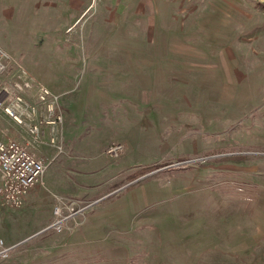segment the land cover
<instances>
[{
	"label": "rangeland",
	"instance_id": "374dc122",
	"mask_svg": "<svg viewBox=\"0 0 264 264\" xmlns=\"http://www.w3.org/2000/svg\"><path fill=\"white\" fill-rule=\"evenodd\" d=\"M0 58L61 115L0 108L45 162L0 264H264V0H0Z\"/></svg>",
	"mask_w": 264,
	"mask_h": 264
},
{
	"label": "built area",
	"instance_id": "2783aa9c",
	"mask_svg": "<svg viewBox=\"0 0 264 264\" xmlns=\"http://www.w3.org/2000/svg\"><path fill=\"white\" fill-rule=\"evenodd\" d=\"M7 61L0 58V73L7 70ZM24 73V72H23ZM15 82L12 89L3 86L0 88V108L11 116L17 123L25 124L24 117L33 118L38 110L36 103H31L25 97V91L36 87V98L43 103L46 110L45 122L54 126L61 120V115L56 110L57 95L54 94L47 85L34 82L28 74L26 77ZM36 122L26 123L27 131L34 137L39 138L40 129ZM2 132V129L0 128ZM54 142L53 138L51 139ZM37 141V140H36ZM120 145L112 147V150L120 148ZM45 169V162L29 148L27 143H23L15 137L7 136L0 139V199L10 206H19L27 192L37 183L41 182ZM73 200V199H72ZM61 200L55 203L53 212L54 218L50 226L55 229L63 228L69 219L75 217V210L71 203ZM7 247L0 238V255L7 256Z\"/></svg>",
	"mask_w": 264,
	"mask_h": 264
},
{
	"label": "crops",
	"instance_id": "0c3cea01",
	"mask_svg": "<svg viewBox=\"0 0 264 264\" xmlns=\"http://www.w3.org/2000/svg\"><path fill=\"white\" fill-rule=\"evenodd\" d=\"M144 1H150V0H144ZM164 1V0H163ZM247 77V76H246ZM257 80H259V79H262V76H260V75H258L257 76ZM257 80H255V81H257ZM30 90V91H29ZM29 91V92H28ZM32 90L31 89H28V90H26L25 91V93H26V95L28 94L29 95V93L31 92ZM33 92V91H32ZM36 115V114H35ZM34 115V116H35ZM33 116V117H34ZM263 119H264V116H263ZM264 123V122H263ZM264 125V124H263ZM2 130H3V132H1L2 133V136H3V138L4 137H7V136H10V137H15L16 139H18L19 141H21V142H23V143H27V145L29 146V141L26 139V137L22 134V133H19V135H17V134H14L15 132L14 131H12V135H10L9 134V132H8V130L6 131L5 129H3L2 128ZM16 133H18L17 132V129H16ZM29 143V144H28ZM255 190L258 192V193H260V192H262V193H264V186L262 185V186H256L255 187Z\"/></svg>",
	"mask_w": 264,
	"mask_h": 264
}]
</instances>
